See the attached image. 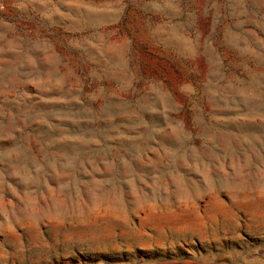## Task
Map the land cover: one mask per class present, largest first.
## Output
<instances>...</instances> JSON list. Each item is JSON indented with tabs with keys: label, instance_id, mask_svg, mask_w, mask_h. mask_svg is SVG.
<instances>
[{
	"label": "rangeland",
	"instance_id": "rangeland-1",
	"mask_svg": "<svg viewBox=\"0 0 264 264\" xmlns=\"http://www.w3.org/2000/svg\"><path fill=\"white\" fill-rule=\"evenodd\" d=\"M0 264H264V0H0Z\"/></svg>",
	"mask_w": 264,
	"mask_h": 264
}]
</instances>
